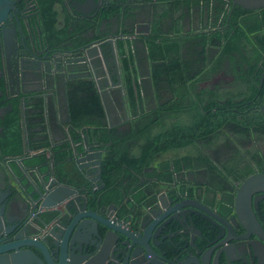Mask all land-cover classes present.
<instances>
[{
  "label": "trees",
  "instance_id": "trees-1",
  "mask_svg": "<svg viewBox=\"0 0 264 264\" xmlns=\"http://www.w3.org/2000/svg\"><path fill=\"white\" fill-rule=\"evenodd\" d=\"M118 1L121 5L104 7L92 22L73 23L65 19L58 26L54 8L57 0H37L39 22L30 20L29 26L32 34L35 26L40 31L38 41H34L35 48L60 47L69 41V48L75 49L85 40L74 34L96 31L99 22L119 14L122 19L128 17L132 8L126 0ZM150 1L136 0L135 3L143 5ZM182 2L200 7V21L211 4V0H156L151 31L136 39L144 45L151 63V87L156 91L164 85L170 100L150 110L144 109L134 67L133 38L130 32L123 31L122 37L115 41V50L127 120L120 127H108L92 80L89 77L68 79L64 81L67 121L61 124L65 134L52 145L45 135L44 116L52 110L53 103H46L44 107L40 92H32L26 94L27 100H31L24 103L21 111L19 101L23 94H11L8 98L4 92L5 81L0 78V90H3L0 161L22 157V167L37 169L38 173L45 172L50 161L57 181L79 186L82 177L72 159L74 154L83 152L85 138L88 145L103 150L100 164L103 188L94 194L89 192L88 201L92 209L110 204L118 207V216L127 207L151 202L153 189L158 193L165 190V185L169 188L177 179L173 175L193 169L196 167L193 162H200V167H207L212 178L215 177L213 184L201 185L211 193L221 192L225 182L241 180L250 174L251 160H263L255 145L264 140V113L260 111L264 104V8L258 12L235 6L230 17L219 20L216 30L190 37L198 40L197 59L192 61L187 57L188 49L181 56L180 19L171 14ZM166 4L172 8L167 9ZM216 9L219 16L221 8ZM166 16L170 20L169 28L163 24ZM207 21L206 16L204 23ZM219 74L231 77L232 86L223 88L218 83L199 88ZM229 142L235 149L227 156L226 163L216 166L205 149L214 150ZM247 144L252 146V151L245 148ZM25 149L32 154H25ZM10 166L21 175L12 162ZM259 210L264 215V201L259 204ZM208 235L213 238V231Z\"/></svg>",
  "mask_w": 264,
  "mask_h": 264
},
{
  "label": "flooded vegetation",
  "instance_id": "flooded-vegetation-1",
  "mask_svg": "<svg viewBox=\"0 0 264 264\" xmlns=\"http://www.w3.org/2000/svg\"><path fill=\"white\" fill-rule=\"evenodd\" d=\"M126 1L128 6L134 5L137 9H132L127 19L122 21L125 23L124 26L120 27V25H118L115 31H111L107 34V36L114 37L115 41L119 39L118 36L120 34L122 35L123 31L130 32L129 36L133 37V39L138 36H146L151 31L152 21L148 16L154 15L156 0L146 2L145 5L136 4V0ZM37 4V0L15 1L10 6L5 22L0 25V78L5 81L4 92L9 95L8 98L12 97L11 94H23L19 101L21 111L24 110V103L31 100H27L28 97L26 94L32 92L41 93V91L49 90L52 88V82L54 85L61 79H65V76L69 75L67 72L73 65H76L80 69L83 68L81 63H72V60L77 59V57L72 58V51L80 50L84 46L94 41L102 40L105 37L104 32L100 28L101 25H99L96 31L86 30L85 32L74 34L75 37L78 36L85 40V42H82L75 49L69 48V41L62 43L60 47L48 49L42 46L41 49H37L35 48L34 41H38L37 36L39 37L40 31L38 27L35 26V32L33 34L29 32L31 28H29L30 20L39 22ZM113 4L121 5L118 0H57V2L54 3V8L58 13V21L56 24L62 26L65 19H69L73 23L92 22V19L94 21V18H96L100 10L104 7H110ZM216 7L221 8L219 16H217L218 10ZM233 7L235 6L232 5L230 0H220L219 2L217 0H211L209 12L204 13L205 17L206 15L209 17L206 23L196 22V17L200 16L201 11L199 7H194L193 10L196 11L198 15L196 16L195 12L192 15L193 19L192 22L189 23V26L185 27V29L181 28L180 31V37H182L183 40L181 43V52H184L186 49L185 54H187L188 49V56L193 57L195 60V54L198 52L196 46L198 40H191L189 38L200 33L216 30L217 24L222 17H230ZM263 8L264 7L260 9ZM260 9L251 11L258 10L259 12ZM258 12H256V14H258ZM217 17L218 22L216 21ZM115 18L116 20H120V14L110 18V23L113 22ZM149 23H151V27ZM185 45H187L188 48H186ZM25 52H33L40 58L45 57V60L39 64H35L33 61H31V63L25 60ZM97 60L100 67H95L96 71L101 69V60L98 57ZM27 67L36 68L37 71L31 73L28 71V69L31 68ZM51 74H53L52 78ZM39 75L41 80L38 81L41 84L39 82L33 84L31 82H26L23 83L22 86L20 85L21 78L30 81L32 78H38ZM224 76L226 75H222V77ZM232 82L233 79L229 77V83H227L225 88L231 87ZM28 87L30 89L25 91L24 88ZM39 87H41V89ZM2 92L3 90H0V96ZM43 93L45 102L47 103V98L50 100L53 95L49 92ZM41 95L42 94L39 96ZM2 112L3 109L0 108V115H2ZM260 145L264 146V140L260 141L255 147L259 150ZM88 146L94 153L101 152L102 156L103 150L96 149L90 145ZM234 149L235 147L232 142H229L214 150L205 149V154H208L210 160L216 166H219L227 162V156L232 154ZM241 150L245 151L244 148ZM24 152L25 154H32L29 149H25ZM78 155H81V153L73 155L72 163L75 169L81 174L82 181L81 185L72 187H75L79 191L80 196L84 198L87 209L108 220L113 216L116 218V225L123 222L128 225L127 229L130 230L141 226L142 230L136 229L137 232L143 230L147 232L150 228V224L158 221V224L155 225L154 223L155 226L149 230V238L147 240V244L157 255V258L154 259L148 256L146 261H139L138 259L140 264L148 262L149 264H191V262L196 264V261L192 259L195 255H201L205 260L208 259L209 264H256V259L253 258V252L250 249V242L255 241L254 236H250L247 239L243 238V231L240 227L231 226L233 233L227 234V242L220 246L219 244L223 242L222 238H218L220 229L212 216L191 208L185 207L181 210H177L176 208L172 210V208L177 207L182 201H196L208 208L215 217L222 218L229 223V220L234 218L233 198L237 186L251 174H264V151H260L263 160L259 161L258 158L251 160L252 170L250 174L246 175L241 180L237 179L236 181L225 182L221 192L211 193V191L204 190V187L201 186L202 184L209 186L213 184V182H216V179L215 177L212 178L213 175L209 173L207 167H200V162H193V166H196L193 169L173 175L177 179L174 183L170 184L169 188L165 185V190L158 193H154V189L151 193L146 192V194L149 195L150 193L153 196L151 202L145 201L138 204V206L127 207L126 211L121 216H118L119 208L111 204L97 209L91 208V204L88 201V194L89 192L94 194L95 191H100V189L103 188V184L101 183V176L100 180L94 181L97 176L94 167L80 171L75 166L73 160ZM22 159V157H19L0 161V191L2 192L0 194V204L4 205V208L0 209V236L4 239L11 237L22 238L21 241L23 242L41 240L45 245L49 246L47 237L59 235L60 227L57 228L52 222H49L52 217H57V215L54 213L51 217L50 214H43L41 216L39 214L42 220L44 218L43 221L45 223H38L37 219L34 218V215L37 213V209L34 208L33 203V199H35L33 196L34 191L28 186L34 188V190L40 187L52 190L54 181H57L52 173L53 164L49 161L47 170L43 173H38L37 169L25 170L22 167ZM10 162L20 170L21 175H17L16 172L13 171ZM82 171L87 172V177H84ZM23 178L27 183L23 182ZM182 181H186L187 184L186 182L182 183ZM59 183L70 185L67 182ZM7 190L9 191L8 194ZM160 194L164 196L161 202L163 205L166 203L165 207L159 205L158 196H161ZM255 198H258L256 206H254L253 202ZM228 200L229 202H227ZM96 201H98V199H96ZM125 201H127V199ZM263 201L264 193H256L251 197L252 213L262 230H264V215L260 213L259 204ZM217 202L220 203L217 205ZM111 206L114 207L113 210L110 209ZM99 231L102 234L104 229L100 227ZM209 231H213V238L209 237ZM86 235V233L78 231L76 238L79 240H86L88 242L86 245H89L91 243ZM117 244L118 242L116 241V248H118ZM221 248H223L224 252H219ZM30 250L34 256H38V252L35 249L30 248ZM92 252L93 248L89 246L82 249L80 252V261L82 264H101V262H97L98 259H94L97 257H92ZM99 257L102 259L103 255L100 254ZM118 258L120 259L121 256H118ZM9 264H37V262L34 257L29 256L22 262L10 261Z\"/></svg>",
  "mask_w": 264,
  "mask_h": 264
},
{
  "label": "water",
  "instance_id": "water-1",
  "mask_svg": "<svg viewBox=\"0 0 264 264\" xmlns=\"http://www.w3.org/2000/svg\"><path fill=\"white\" fill-rule=\"evenodd\" d=\"M19 0H0V25L5 22L7 13L10 9L12 3ZM233 6H237L243 10H256L264 7V0H230ZM122 35L120 34L118 38L120 39ZM133 38V37H132ZM128 38V39H132ZM115 38L112 36L104 37L102 40L94 41L79 51H81V56L77 59L72 60L76 63H81L82 69L79 68L81 74L79 76L91 75L94 84L98 90V94L101 98L102 105L104 106V94L107 97L108 93L104 92V88L99 86L98 77L106 75L110 86L119 87L122 93L121 83L118 77V67H117V57L116 50L114 47ZM109 46L110 56L114 59L115 67L114 73L116 74L115 81H112L109 70L106 67L104 54L102 52V47ZM97 56L101 60L103 68L99 71L101 75L96 73L95 67H100L98 65ZM24 58L27 61H33L35 64H39L45 60V57H38L33 52H25ZM32 63V62H31ZM28 69V71L36 72V68ZM73 69H78L74 66ZM69 74V71L67 72ZM74 73V70H73ZM53 74H51V78ZM72 77L71 74L65 76V79ZM41 77L32 78L30 81L21 78L20 85L23 83L39 82ZM40 83V82H39ZM41 84V83H40ZM53 85V82H52ZM108 89V88H105ZM108 98V97H107ZM23 103V102H22ZM260 111L264 113V104L260 107ZM101 152L94 153L88 146L86 139L83 138V152L74 158L75 166L81 170H87L94 167L95 173L97 174L95 180H100L99 166H100ZM84 177H87L86 171H82ZM34 191L33 199L34 208L37 209V213L34 218L37 219L38 223L44 224L45 222L39 217L41 215L56 214L57 217H52L49 222L55 227H60L58 236L47 237L49 241V246L45 245L41 240L35 241H21L22 238L11 237L4 239L0 236V264H9L11 262H22L27 257L32 256L36 259L37 264H82L80 261V252L86 246L93 248V256L97 257V262L105 264H140L139 261H146L147 257L156 259L157 255L152 251V249L147 244L149 238V230L158 224V221L152 222L150 228L147 232L145 230L137 232L136 229L142 230L141 226L135 229H127L128 225L125 223L115 224L116 218L111 216L110 220L103 216H100L91 210L86 208L84 198L80 196L79 191L70 185L62 184L54 181L52 190H47L42 187L34 188L30 187ZM7 190V194H8ZM2 192L0 191V194ZM256 193H264V174L255 173L247 176L236 188L235 195L233 198V210L234 218L229 220V223L222 218L215 217L212 212L196 201L186 200L178 204V209L191 208L202 212L203 214L210 215L216 221V225L220 229V234L218 238H222L223 245L227 242L226 235L233 233L231 226H239L243 231V238H249L250 236L255 237V241L250 242V249L253 252V258L256 259V264H264V230H262L257 223L251 209V197ZM6 194V196H7ZM161 195V194H160ZM164 196H158V202L161 207H165L161 200ZM258 198L254 199V206H256ZM59 207V209H58ZM4 208L3 204H0V209ZM110 209H114L113 206ZM155 223V225H154ZM104 229L101 234L99 228ZM81 231L86 233V237L89 239V245L86 240H79L76 238L77 232ZM2 235V234H1ZM241 239V237H240ZM116 241L118 242V248H116ZM254 247V248H253ZM30 248L35 249L38 252V256H34ZM219 252H224L223 248ZM102 254L101 259L99 255ZM118 256H121L119 259ZM139 259V261H138ZM195 260L196 264H209L208 259L205 260L200 255H195L192 258ZM137 261V262H136ZM96 262V261H95ZM143 264H149L143 263ZM193 264V262H191Z\"/></svg>",
  "mask_w": 264,
  "mask_h": 264
},
{
  "label": "crops",
  "instance_id": "crops-1",
  "mask_svg": "<svg viewBox=\"0 0 264 264\" xmlns=\"http://www.w3.org/2000/svg\"><path fill=\"white\" fill-rule=\"evenodd\" d=\"M189 3H191V2L189 1ZM143 5H145V4H143ZM165 6L166 7L168 6L167 9L172 8L171 5L169 6V4H166ZM130 7L133 10L137 9V7L134 5L130 6ZM194 7L198 8L199 6H196L194 4H188L187 5V3L182 2L181 4H179L176 11L171 13L173 15V17H178L180 19V21H179L180 31H181V28L185 29V27H188L189 23L192 22V19H193L192 15L196 12L193 10ZM199 10H200V7H199ZM168 11L170 13V10H168ZM154 14L156 15L155 10H154ZM197 15L198 14L196 12V16ZM203 17L205 18V14L203 15ZM148 18L151 19L152 25H153L154 15L148 16ZM204 18H202V20L200 21V16L196 17V22L199 21V22L203 23L205 21ZM126 19H127V17L122 19V17L120 16V20L119 19L116 20V18H115V20H113V22H111V23H110V20L103 21V23L99 22L101 24H98V26L101 25L100 28L102 29V31L104 33L107 32L105 35V37H107V34H109V32H111V31H115L116 27H118V25H120V27L124 26L125 23L122 21H124ZM207 19H209V18L207 17ZM163 24L168 25V28L170 27V20H169V18H167V16L164 19ZM193 24H194V22H193ZM149 26L151 27V23H149ZM151 29H152V27H151ZM136 39H137V37L135 39H133V41H132L134 67L136 70L139 86H140L141 91H142V102H143L144 109L150 110V109L154 108L156 104L166 103L168 100H170L171 97H170V94L168 93V91L164 85H160L159 89H157L156 91L151 87V83H150V79H149V68H150L151 63L148 62L147 53H146V49H145L144 45ZM114 47H115V43H114ZM185 47L188 48L187 45H185ZM180 51H181V48H180ZM102 52L104 54L105 64L109 70L110 77H111L112 81H115V77H116V74L114 73L115 63L113 62V59L110 56L109 46L102 47ZM185 53H186V49L184 52H181V56L184 57ZM215 54L216 53L214 50L213 55H215ZM79 56H81V51H79V50L72 51V58L79 57ZM187 57H188V54H187ZM190 59L192 61H194L193 57H191V56H190ZM196 59H197V57H196ZM74 63L76 64L75 61H74ZM74 66H76V65H73L72 68H70V70H69V74H71L72 77H70L68 79L86 77V76H79L78 74H81V72H80L79 68L73 69ZM117 67H118V62H117ZM101 68H103L102 63H101ZM73 70H74V73H73ZM99 70H97L96 73L101 75V72ZM118 70H119V67H118ZM118 77H119V73H118ZM89 78L94 83L93 79L91 78V75H89ZM224 78L227 79V82L226 81L225 82L224 81L223 82L218 81V79L222 80ZM68 79H63V80L61 79L59 82H56L54 85H52L51 86L52 88H50L49 90L47 89V90L41 91V93H40V94H42L41 97H42V102L44 103L43 104L44 107L46 105V102H45V98H44L45 96H44L43 92H45V93L49 92L51 95H53V96H51V97H53V102H50V100L47 98V104L53 103L52 110H50V109H49V111L44 110V111H46V113H48L44 116V119H45L44 120L45 135H46L47 139L50 141V144H52V145L57 143L65 134V131L61 127V124L65 123L67 121L66 100H65V95H64V81H66ZM98 80H99V86L101 88H104V92L108 93V96H107L108 98L105 96V94L103 95L104 96V106H105V110H104V107L102 105L103 111H104V120H105L107 126L110 128L120 127L121 124H123L124 121L127 120V115H126V110L124 109L123 95L121 94V90L119 89V87L110 86L109 82H108V78L106 77V75L99 76ZM218 83H222L224 85V88H225L227 86V83H229V77H226V76L222 77V74H219V75L213 77L211 80L200 84L199 88L212 87ZM94 87L96 89V92L98 93V90H97L95 84H94ZM39 88L41 89V87H39ZM105 88H108V89H105ZM29 89H30L29 87L24 88L25 91H28ZM122 93H123V91H122ZM100 101H101V98H100ZM101 104H102V102H101ZM48 115H49V117H48ZM121 122H123V123H121ZM25 142L26 141H24V143Z\"/></svg>",
  "mask_w": 264,
  "mask_h": 264
},
{
  "label": "rangeland",
  "instance_id": "rangeland-1",
  "mask_svg": "<svg viewBox=\"0 0 264 264\" xmlns=\"http://www.w3.org/2000/svg\"><path fill=\"white\" fill-rule=\"evenodd\" d=\"M218 81H226L227 82V79L226 78H224V79H222V80H220V79H218ZM222 87H224V85H222ZM245 148H247V149H250V151H252V146L250 145V144H247L246 146H245ZM261 152L262 151H264V146L263 145H260V149H259ZM185 151V150H184ZM180 153H182L183 152V150H181V151H179Z\"/></svg>",
  "mask_w": 264,
  "mask_h": 264
}]
</instances>
